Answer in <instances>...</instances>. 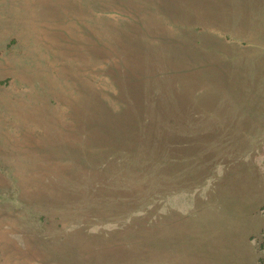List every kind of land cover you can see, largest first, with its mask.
I'll list each match as a JSON object with an SVG mask.
<instances>
[{
	"label": "rangeland",
	"instance_id": "374dc122",
	"mask_svg": "<svg viewBox=\"0 0 264 264\" xmlns=\"http://www.w3.org/2000/svg\"><path fill=\"white\" fill-rule=\"evenodd\" d=\"M0 264H264V0H0Z\"/></svg>",
	"mask_w": 264,
	"mask_h": 264
}]
</instances>
